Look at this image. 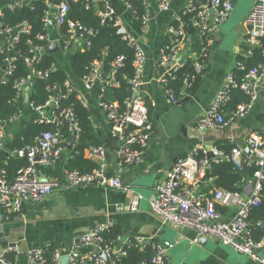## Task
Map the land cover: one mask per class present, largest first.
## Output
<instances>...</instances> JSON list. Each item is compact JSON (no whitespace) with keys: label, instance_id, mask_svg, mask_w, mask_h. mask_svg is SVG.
<instances>
[{"label":"built area","instance_id":"built-area-1","mask_svg":"<svg viewBox=\"0 0 264 264\" xmlns=\"http://www.w3.org/2000/svg\"><path fill=\"white\" fill-rule=\"evenodd\" d=\"M12 1V0H11ZM37 0H32L27 5H32ZM79 1V0H74ZM127 9L137 15V9L129 0H122ZM147 5V0H141ZM86 8L97 9L101 18V24L112 22L118 26V32L134 51V74L126 76V89L131 93L124 100H110L105 98V91L109 86H119L117 74L124 67V55H119L110 63V70L105 72L103 60L95 59L91 62L88 72L81 78L84 88L93 89L100 84L99 107L108 119L110 135L118 142L116 147L117 164L122 167L125 164L136 163L142 160L146 147L153 135V122L149 116V109L144 98L140 95L142 84L141 76L146 64V51L141 40V35L133 32L124 17L117 11L111 0H85ZM172 0H157L158 9L167 12L171 9ZM235 6V0H187L182 7L183 14H193L191 24L197 29L201 38L200 50L197 59L193 63L197 73L203 72L206 62L210 56L213 43L212 16L216 15L220 21H225L230 16ZM16 5L12 3L8 8L14 10ZM44 15V26L47 29L44 33H38L35 38L41 44H35L33 40H28L31 44L32 56L26 57V63L30 72L25 77L17 79L13 83L16 97H24L26 87L29 82L37 79H49V69H39L35 63L40 61L42 55L48 51L53 41H57L59 50L64 52H74L75 50H85L90 48L92 41L90 38L97 33L93 27H89L80 20H73L68 17L70 10L66 0L55 4L46 1ZM4 8L0 9V36H6L3 45H0V52H6L0 65V83H7L16 68L15 60L17 56L10 52L20 42L22 35L32 33V25L28 19L22 20L17 27L4 23ZM140 30L146 32L149 23V16L144 12L140 17ZM246 23L251 27L246 37L247 55L254 54L255 48L261 49L264 58V0H255V4L246 17ZM55 24L54 27H51ZM66 25L67 33L58 34L54 37V28ZM189 23L177 12L175 23L171 31L175 34V42L172 46L167 45L162 48L160 65L167 68L162 81L171 101L176 102L177 96L174 88L168 87V76H175L180 70L178 62L179 50L189 35ZM64 38V40H63ZM62 44H59L60 40ZM49 52V51H48ZM53 54V53H52ZM237 67L243 71L238 77L236 71H231L226 75L221 88L216 92L210 108L200 117L196 132H204L209 128L224 129L234 126L239 119L245 117L260 99L262 82L264 79V60L258 65L247 68L244 61L239 60ZM103 75V77H101ZM193 75L186 73L184 77L185 86L192 84ZM57 87L56 85L54 86ZM58 88V87H57ZM241 90L249 100L239 103L231 112H227V107L233 99V92ZM75 91V85L69 77L64 86L58 88L55 95H51L43 106H35L38 113V120L44 123L57 124L56 128L42 131L31 145L16 148L14 155L26 157L27 164L21 167L15 178L10 180L8 171L0 166V211L9 213H20L28 203H36L44 200L56 189H71L81 184L94 182H106L105 165L103 163L106 148L104 145H90L85 152L89 157H94L100 161V165L89 171L80 169L65 168L62 178L41 179L38 173V166H51L54 158L61 152L63 146L69 140L65 136L61 124L67 122L68 130L75 135V141L79 138L81 128L75 120L74 110L67 106L63 107L61 100L68 97V94ZM137 92V95L133 94ZM78 99L85 105L84 98L78 94ZM24 116L20 111L7 118L0 128V145L6 134L7 126L11 123L19 122ZM246 146L250 154L244 152L239 146H233L230 150H225L216 145L205 148L202 145L195 146L187 156L179 158L167 178L155 186V195L149 200L150 210L165 224H174L193 229L199 236L214 237L223 244L234 248L236 251L246 255L249 259L260 264H264V256L261 249L264 246V236L256 239L254 227H262V220L253 223L250 219L251 210L261 204L263 200L262 183L264 181V134L256 131L250 132L245 139ZM239 162L243 161L247 165L255 164L258 169L253 176V188L248 196L242 191L225 190L219 187H212L206 191L204 184H208L210 179H206L207 172L218 162ZM244 181L243 188L246 184ZM113 187L130 189L125 186L120 178L115 177L109 180ZM143 195L136 193L130 201L120 205V210L137 211L140 208ZM234 208L225 214L218 209V206ZM255 225V226H254ZM254 226V227H253ZM114 224L107 220L93 225L86 232L73 239V248L68 254L63 253L55 247L53 261L55 264H64L62 257L69 256L67 264H119L121 259L128 254V249L135 247L140 251H152L149 260L143 264H170L169 250L174 243L169 240H158L155 237L137 236L127 237L123 240L109 239L107 235L112 231ZM121 242L120 246L119 243ZM52 244L44 247H32L27 251V264H47V253ZM87 247L88 253L80 254L77 250ZM16 252V248L8 247L0 258V264H18L8 260L5 255ZM106 256L107 259L103 258Z\"/></svg>","mask_w":264,"mask_h":264},{"label":"crops","instance_id":"crops-1","mask_svg":"<svg viewBox=\"0 0 264 264\" xmlns=\"http://www.w3.org/2000/svg\"><path fill=\"white\" fill-rule=\"evenodd\" d=\"M186 2L172 0L171 9L163 12L158 9L157 0H147L148 28L146 32L140 30L139 33L146 51L140 95L151 104L149 116L153 122V135L142 160L118 166L115 152L118 142L110 135L111 125L99 107L100 84L87 90L81 78L74 77L70 70L75 90L82 95L85 106L90 109L93 128L106 148L103 160L106 182L53 190L44 200L26 204L20 213L0 211V258L8 247H14L16 252L12 255L18 264H27V251L30 248L49 244L68 254L76 236L97 223L110 220L117 237L122 240L148 236L173 242L174 246L168 252L170 264H260L217 238L203 239L193 229L165 224L150 210L149 200L155 195V186L167 178L174 163L187 156L193 147L202 145L208 148L227 141L245 150V139L250 132L264 134V79L259 101L236 125L224 129L209 128L199 133L195 131L200 117L210 108L226 75L238 68L237 62L246 54V37L250 30L246 17L255 0H235V6L225 21H220L216 15L212 16L213 43L206 66L203 72L197 73L192 65V84L175 91L176 102L171 101L162 81L167 68L160 65L161 52L165 46L174 44L175 34L171 27L175 23V14ZM11 3V0H0V9L9 7ZM188 33L177 60L182 66L188 61L193 64L198 54L195 51V44L199 43L198 33ZM5 39L6 36H0V45L4 44ZM57 53L62 55L56 56ZM53 54L56 63L67 71L72 53L58 50ZM183 99L186 100L180 104ZM232 110L227 107V112ZM12 130L13 127L8 125L1 142L0 165L8 155H14L11 147ZM64 147L55 156L51 166H38L41 179L63 177L75 143L73 149L67 152H63ZM84 154L95 162V168L100 165L99 160L89 157L86 152ZM115 177L120 178L130 189L111 186L109 180ZM208 188L205 184L204 189L208 191ZM136 193L144 197L137 211L118 208ZM230 211L227 208L224 213ZM77 251L85 255L89 250L81 247ZM261 251L264 256V246Z\"/></svg>","mask_w":264,"mask_h":264},{"label":"trees","instance_id":"trees-1","mask_svg":"<svg viewBox=\"0 0 264 264\" xmlns=\"http://www.w3.org/2000/svg\"><path fill=\"white\" fill-rule=\"evenodd\" d=\"M46 1L48 0H37L32 5L16 6L14 10L6 7L3 9L4 23L6 25L17 27L22 20L28 19L32 25V33L30 35H22L20 42L15 46V49L10 52L11 55H16L15 60L16 68L14 73L9 76L7 83H0V128L4 121L10 116L24 112V116L19 122L9 124L13 127L11 136L12 149L22 148L27 145H31L35 142V138L44 130L50 128H56L57 124L40 122L36 117L38 113L35 108L31 107L29 103L25 102L24 97H16V91L13 88L15 80L25 77L29 74L30 69L26 63V57L32 56L31 44L28 40H33L35 44H41V42L35 38L38 33H44L47 29L44 26V15L46 7ZM55 4H59L63 0H49ZM69 3L70 10L68 17L73 20H80L89 27H93L97 30V33L90 38L92 45L90 48L85 50H75L71 52L70 56V70L72 75L76 78H82L89 70L90 64L95 59L103 60L105 72L110 70V63L117 58L119 55H124V67L120 69L117 74L118 80L120 81L119 86H109L105 91V98L110 100H124L131 93L126 89L127 78L126 76H132L134 74V51L127 42L123 39L122 35L118 32V26L112 22L101 24V18L98 14L97 9L92 7L91 9L86 8L85 0H66ZM118 12L122 13L128 23L129 28L136 34L140 33V17L146 12V5L141 0H129L134 4L137 9V15L134 16L132 11L127 9L126 4L122 0H111ZM201 0H197L199 2ZM184 6V5H183ZM182 6V7H183ZM182 7L178 13L189 23L188 32L198 33L197 29L191 24V18L193 14H183ZM52 24L51 27H54ZM66 34L67 26L61 25L56 30L54 28V37L57 38L58 34ZM191 33V34H192ZM199 36V34H198ZM64 40V38H63ZM61 39L59 44H62ZM195 51L199 52L201 46V38L199 36V43H196ZM7 54L6 52H0V65ZM247 68L254 67L261 63L264 58L261 54V49L255 48L254 54H245L242 58ZM39 69H49V79H37L32 87L30 95V103L35 106H43L51 95H55L58 88L64 86V82L70 77V74L56 63L54 54L45 52L40 61L35 63ZM192 62L188 61L184 63L179 71L175 73V76H168V87L174 88L175 91L181 90L185 85L184 77L186 73L193 71ZM236 73L238 77L243 73L242 70L237 68ZM57 86L56 88L54 86ZM248 96L241 90H235L233 92V99L229 104V109L235 108L241 102H247ZM149 109L151 110V104L145 101ZM63 107H71L75 112V120L81 132L79 138L75 141V147L71 159L68 161L67 168L69 169H80L81 171H89L95 168V162L85 157V150L90 145H101L103 142L95 132L92 121L90 119L91 111L88 109L79 99L77 91H73L68 94V97L61 100ZM264 113V112H263ZM37 119V120H36ZM65 132L67 139H71L73 133L68 130L69 124L64 122L60 125ZM11 133V132H10ZM68 140V141H69ZM218 147L230 150L233 143L223 142L217 143ZM27 164L26 157L18 155H8L4 162L0 166L5 167L9 174V179L15 178L18 170ZM258 167L253 163L247 165L243 161L239 162H218L214 163L213 167L207 172L206 179H210L207 184L209 188L219 187L225 190L231 191H242L244 181L253 179L255 171ZM205 185V184H204ZM208 188V189H209ZM262 195L263 200L260 205L254 207L250 213V219L253 223L262 220L264 225V181L262 183ZM218 209L223 213L227 212V208L219 205ZM255 226V225H254ZM253 226V227H254ZM114 228V227H113ZM254 236L256 239H260L264 236V226L254 227ZM109 239H118L117 233L112 231L107 235ZM55 246H51L47 253V264H55L53 261ZM152 251L147 252L140 251L138 248L132 247L128 249V254L124 256L119 264H143L150 259ZM5 257L10 261H15L16 258L12 253L6 254ZM91 264V263H84Z\"/></svg>","mask_w":264,"mask_h":264},{"label":"water","instance_id":"water-1","mask_svg":"<svg viewBox=\"0 0 264 264\" xmlns=\"http://www.w3.org/2000/svg\"><path fill=\"white\" fill-rule=\"evenodd\" d=\"M32 0H12V4L16 5V6H25L27 4H29ZM251 28V27H250ZM59 50V46L57 41H53L51 43V45L49 46L48 51L50 53H55ZM182 57V56H181ZM101 77H103V75H101ZM32 87H33V82H29L28 86L26 87V94H25V102L28 103L30 101V95H31V91H32ZM134 96L137 95V92H135L133 94ZM186 99L181 100L180 104H182ZM75 143V135H73L71 137V139L65 144V147L63 148V152H67L70 149H73ZM211 148V147H208ZM244 152L248 155H250L252 158L256 159V157L254 155L250 154L249 148H245ZM253 188V181L249 180L246 182L244 188H243V192L246 196H248L251 192ZM203 239H206L205 236L202 237ZM121 242H119V246H120ZM103 258L107 259L106 256H103ZM62 261L64 264H67L69 261V256L64 255L62 257Z\"/></svg>","mask_w":264,"mask_h":264},{"label":"rangeland","instance_id":"rangeland-1","mask_svg":"<svg viewBox=\"0 0 264 264\" xmlns=\"http://www.w3.org/2000/svg\"><path fill=\"white\" fill-rule=\"evenodd\" d=\"M58 55H62V53H57L56 56H58ZM66 69H67L68 74H70V68L67 67ZM230 210L231 211H234L235 209L234 208H231Z\"/></svg>","mask_w":264,"mask_h":264}]
</instances>
